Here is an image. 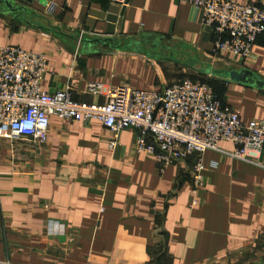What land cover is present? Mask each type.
<instances>
[{"label":"crops","instance_id":"obj_1","mask_svg":"<svg viewBox=\"0 0 264 264\" xmlns=\"http://www.w3.org/2000/svg\"><path fill=\"white\" fill-rule=\"evenodd\" d=\"M14 0L0 3V46L41 53L44 90L87 102V80L161 89L212 77L241 120L264 114V86L229 80L246 68L264 79V33L244 63L212 51L213 32L187 0ZM264 9V0H233ZM90 40V44L83 40ZM94 119L50 115L43 143L0 137V261L10 264H264V145L258 164L234 159L229 140L206 150L204 183L190 207L189 155L159 169ZM209 163H215L209 167ZM56 223L54 232L50 224Z\"/></svg>","mask_w":264,"mask_h":264},{"label":"built area","instance_id":"obj_2","mask_svg":"<svg viewBox=\"0 0 264 264\" xmlns=\"http://www.w3.org/2000/svg\"><path fill=\"white\" fill-rule=\"evenodd\" d=\"M124 7L127 0H105ZM201 11V21L213 32L212 51L227 53L244 63L253 59L251 47L264 33V9L233 0H187ZM43 5L51 11L52 5ZM41 53L13 45L0 46V137L43 143L50 115L73 120L94 118L112 131L108 149L116 144L123 128L134 130L133 149L159 169L192 155L189 206H195L206 166L202 154L217 149L219 140H229L232 158L258 164L256 156L264 145V114L241 120L237 110L222 103L203 80L183 77L161 89H142L120 83L104 86L87 80L84 90L102 95L99 102L71 97L69 88L44 90L40 79L45 71ZM214 167L215 163H209ZM56 232V223L50 224ZM0 264H10L7 259Z\"/></svg>","mask_w":264,"mask_h":264},{"label":"water","instance_id":"obj_3","mask_svg":"<svg viewBox=\"0 0 264 264\" xmlns=\"http://www.w3.org/2000/svg\"><path fill=\"white\" fill-rule=\"evenodd\" d=\"M39 1L42 4L44 3V0ZM0 3L4 6L7 13L14 12L16 9L21 8L13 6L14 0H0ZM83 41L90 44V40L88 39H84ZM226 74L228 79L232 81L242 82L258 88L264 86V79L246 68L231 69L226 71Z\"/></svg>","mask_w":264,"mask_h":264},{"label":"rangeland","instance_id":"obj_4","mask_svg":"<svg viewBox=\"0 0 264 264\" xmlns=\"http://www.w3.org/2000/svg\"><path fill=\"white\" fill-rule=\"evenodd\" d=\"M194 76H196V77H199L200 79H202V80H206V81H208V82H210V83H212L213 81V79H212V77H207V76H202V75H197V74H194Z\"/></svg>","mask_w":264,"mask_h":264},{"label":"trees","instance_id":"obj_5","mask_svg":"<svg viewBox=\"0 0 264 264\" xmlns=\"http://www.w3.org/2000/svg\"><path fill=\"white\" fill-rule=\"evenodd\" d=\"M199 80H202V79H199ZM203 81H206V80H203ZM208 84H210L212 87H213V85H212V83H210V82H208V81H206Z\"/></svg>","mask_w":264,"mask_h":264}]
</instances>
